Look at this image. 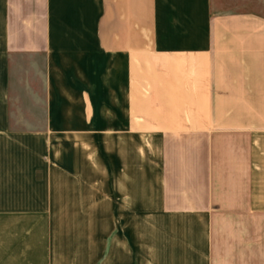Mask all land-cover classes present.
I'll use <instances>...</instances> for the list:
<instances>
[{
  "label": "crops",
  "instance_id": "crops-1",
  "mask_svg": "<svg viewBox=\"0 0 264 264\" xmlns=\"http://www.w3.org/2000/svg\"><path fill=\"white\" fill-rule=\"evenodd\" d=\"M252 4L0 0V264H264Z\"/></svg>",
  "mask_w": 264,
  "mask_h": 264
},
{
  "label": "rangeland",
  "instance_id": "rangeland-1",
  "mask_svg": "<svg viewBox=\"0 0 264 264\" xmlns=\"http://www.w3.org/2000/svg\"><path fill=\"white\" fill-rule=\"evenodd\" d=\"M253 10L264 15V0H252Z\"/></svg>",
  "mask_w": 264,
  "mask_h": 264
}]
</instances>
